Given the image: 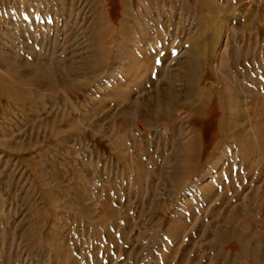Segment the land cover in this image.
I'll list each match as a JSON object with an SVG mask.
<instances>
[{
    "label": "rangeland",
    "instance_id": "rangeland-1",
    "mask_svg": "<svg viewBox=\"0 0 264 264\" xmlns=\"http://www.w3.org/2000/svg\"><path fill=\"white\" fill-rule=\"evenodd\" d=\"M212 1L228 11L201 25L191 0H0V75L27 96L15 101L9 92L0 95V264H252L238 258L234 246L210 241L228 201L251 205L254 210L240 212V220L247 224L252 216L256 224L247 226L249 235H264V154L255 153L254 169L250 175L244 171L234 199L215 180L226 183L223 169L242 162L236 142L218 144L201 169L205 179L184 191L157 179L159 166L152 162L161 157L157 146L171 134L174 139L181 126H173L172 133L173 124L165 120L149 123L151 98L184 90L179 78L201 29L214 34L210 43H197L214 55L202 74L222 76L227 70L248 87L249 75L261 78L264 71V15L255 17L261 0ZM121 6L131 10L129 20L118 13ZM119 21L130 33L126 46L111 48L112 68L101 72L100 58L85 68L82 61L90 53H102L98 38L104 29L115 36ZM247 21L249 32L241 26ZM232 48L235 63H230ZM69 69L87 73L67 76ZM31 79L42 86L28 84ZM248 115L241 122L246 127L252 122ZM177 116L187 113L179 110ZM201 119L207 145L216 123L209 113ZM162 164L167 172L171 164ZM203 190L214 194L210 203ZM261 248L263 261L253 264H264Z\"/></svg>",
    "mask_w": 264,
    "mask_h": 264
},
{
    "label": "bare ground",
    "instance_id": "bare-ground-1",
    "mask_svg": "<svg viewBox=\"0 0 264 264\" xmlns=\"http://www.w3.org/2000/svg\"><path fill=\"white\" fill-rule=\"evenodd\" d=\"M120 1L121 0H119V4H121ZM122 1H125V0H122ZM191 1H192V6H195L197 11H199L200 16H198V21L201 23V25L205 24L206 19L216 18L217 16H220L223 12L225 13L226 11H228L227 9H225V7L221 8V7H216V5L214 6L213 4H211L213 3V1L211 2V0H191ZM252 1L255 3L258 0H252ZM260 2H262L261 3L262 10L260 11L259 14L255 15L256 13L254 14V11L251 8H250L251 12H249V15L251 17L255 15V17H257L258 20H260L261 16L264 15V0H261ZM124 5H126V3H124ZM251 5H254V4H251ZM202 11L204 12V15H205L204 17H203V14L201 15ZM130 12H131L130 9L128 8L123 9L122 6L120 10L118 11L120 16L124 17L125 20H129L130 17L132 16V13ZM137 15L139 16V14ZM255 21H256V18H255ZM249 23L250 22L247 21L241 24V26H245L244 28L248 32H249V29L251 28L246 25H248ZM261 28L264 29V26H261ZM104 31L105 32L98 38L99 50H101L102 53L97 54V52L93 51L92 53L89 54V56H87V58H85L82 61L83 66H85V68L87 69L89 65L91 64V62L93 61L92 60L93 58L94 59L100 58L102 60V64L97 67L98 69L99 68L101 69V72H104V71L107 72V69L110 70L112 68L111 67L112 64H109V63H111V60L114 57L111 48H113V46L115 45L120 46V47L126 46V43H127L126 38L129 35L130 31H128V28L126 27L124 23H120V21L118 22V29H117L118 32L117 34H115V36L110 34L111 31H109L108 28H105ZM144 35L145 34H143V36ZM213 37H214V34L210 31V29L209 30L201 29L199 35L193 39L194 43L192 47L196 48L194 50H197V51L193 50L189 52L188 62L187 61H186L187 63L185 62L186 66L185 64H183L184 65L183 70H185L183 71L184 75H182V77L179 78V82L181 84L184 83L183 86H185L183 87L184 90L182 92H180L179 94L177 93L174 94L172 92V94H170V92L167 93L168 91H165L166 95H163L164 92H157L156 93L157 95L151 98V102H152L151 107L153 108V110L149 112V113H152L151 117L148 119L149 123L153 122L154 121L153 119L165 120L166 122L171 123V125L173 124L172 133H173V128H174L173 126L177 124H180L181 126V129L176 128V130H174V134H173L175 136L174 139L171 136L172 135L171 134L169 137L166 138V140H163L160 143V145L157 146L156 150L154 151L157 153V155L160 154L161 156L160 160L162 161H160L159 158L153 157L152 162H154L156 165L159 166L157 167L158 171L156 172L157 179H162L165 183H167L168 188L171 187L172 191L179 190V189L180 191H184L186 188H188L191 185V183H197V181L200 182L205 179V176H203L201 173V169L202 167H205V164L209 163V161L213 158V153L214 151L216 152L218 148V144L226 143L227 141H231L233 143L236 142L239 146V149L237 151L240 154V158L242 159V162L239 161L240 163L235 165V167L232 165L233 163L232 164L230 163V165L228 166L226 165L227 167H225L224 169L222 168L224 170L223 173L225 172L226 174V176L224 175L226 183H224L223 181L220 182L218 180L217 181L215 180V183L218 182V186H222L223 191L225 192L224 193L225 195H228V191L231 190L233 193L232 195H234L233 196V199H234L238 196V193H239V190L236 187L237 182L239 184H241V182H244L245 177L243 173L247 172L248 173L247 175H250L252 173L251 170L254 169V165L252 164L251 159L255 157V153L257 152L264 154V71L263 73H261V78L260 77L255 78L249 75V78L250 79L252 78L253 81L248 80L250 82L248 84V87L244 86L243 82L240 81L238 78L234 77L233 74L231 75L229 72H226L227 70L223 72L224 74L222 76L214 74V71L211 72V70L208 72L207 75H205V73L202 74V72L200 71L201 70L203 71V68H205L206 70V66L204 67V65H206L209 59H211L212 56L214 55L212 52L208 51V49L205 51V49H202L200 47L197 48V43L200 42L201 44L205 45V43H210ZM144 38L146 39V36ZM262 42L264 43V39L263 41H261V43ZM231 43L233 46L234 41L232 37L229 41L230 45ZM235 53H236L235 48H232L229 50V54L231 55V62L229 61L230 63L236 62L237 57L234 58L236 55ZM186 54L187 53H185V55ZM248 54L242 55L244 56L243 58H246L247 56H249ZM247 61L248 59L246 60V62ZM89 70L91 71L92 68ZM89 70L88 72H90ZM190 70L192 71L190 72ZM83 72L87 73L86 70L83 71L82 69L80 70L69 69L66 75L67 76L73 75L76 77H80V74H83ZM91 72L89 74H91ZM206 78H209L208 82L206 81L207 86L206 84L203 86V81ZM91 80H93V78ZM216 82L217 83L219 82L218 83L219 86L218 85L216 86ZM30 83L33 85L42 86V82L38 79L37 80L31 79L29 80L28 84ZM89 83L91 84V82ZM4 85H6L5 88L1 87ZM8 85L9 84H7L6 79H4L0 75V95H3L4 93L9 92L10 94H13L15 101H17L18 99L24 101L27 98V96L25 97L23 94H22L23 96L21 95V92H20L21 89L17 85H15V83L14 85H9V86ZM52 85L53 84L51 83L48 86L52 87ZM245 96H247V98H250V99H247L249 101H248L247 109L245 108L246 112L243 109L244 108L243 99L245 98ZM179 110H182L183 112L187 113V116L183 118L177 116V111ZM208 113L212 114L214 117L213 120H215L214 122L216 123V130L212 133V136H211L213 138V141L208 142L207 145H205V141L203 144V137H201L200 128L198 127V124L202 121L201 118H203ZM245 113L246 115L249 114L248 116L251 118L249 119L252 121L250 125L247 127L245 126V124L241 123L242 121H244L242 119L244 118ZM140 114L142 116H146V112L144 111V109H140ZM123 122L124 124H127L126 120H123ZM231 129L232 130L234 129V130L231 131ZM210 145L212 146V148L210 149V151H208V153H206V155H204L203 149L205 150V148H208V146ZM167 147L173 148L170 154H165V149H167ZM201 147H202V151H201ZM232 155H230L231 158L234 157ZM231 158L228 157L229 162ZM163 162L171 164L167 172L165 171V167L162 166ZM143 167H145V165L142 166V168ZM231 168L233 169L232 172L230 171ZM233 172L237 175V178H234L232 176ZM136 173H138V179L141 181L143 177V172L138 171ZM152 177H153V181L151 178V182H154L157 180L155 175ZM143 180H144V177H143ZM262 189H264V185L262 186ZM203 192H204V195L207 196V198L211 196L207 200L209 201L208 203H210L211 199H213L214 194L207 195L205 194L204 190ZM253 193H255V189ZM257 194L259 193L257 192ZM261 194L263 195V192ZM228 196H223L222 200L223 201L227 200ZM261 199L259 197V200ZM250 200L251 199H249V202ZM244 204H241V201L240 202L238 201V203L234 205L233 202L231 204V202L228 201V204L224 208L225 209L224 212L221 210L223 214L221 217L222 224H221V228L219 232L217 233V230L211 231L213 235H215L216 233L218 235L211 239L210 244L214 243L217 245L220 243L223 246L232 245L235 247L234 249L236 251L235 254H237L238 258H244L248 262L253 264V263H256L262 260V259L260 260V257L262 256L261 247L264 246V235H260L258 236V238H256L257 237L256 235H253V236L251 234L249 235L248 230L249 228L253 227L252 225L253 223H255L253 221L255 220L253 219L252 216H250L248 218L249 222L245 224L246 223L245 221L242 222L240 220V212H244V210L246 211V209L249 211H253L254 208L251 205L244 207L245 206ZM254 205L256 206L257 204H254ZM260 208L264 215V206ZM215 209L218 210L217 207H215ZM157 210L158 212L162 213L161 210L159 209ZM209 210L210 209H208V211ZM225 213H228L229 216L228 217L223 216L225 215ZM263 220H264V217H263ZM172 224L177 226L176 222L175 223L172 222ZM174 225L172 227H174ZM247 226H249V228H247ZM210 244H207V245H210ZM187 253H185V255H188Z\"/></svg>",
    "mask_w": 264,
    "mask_h": 264
}]
</instances>
